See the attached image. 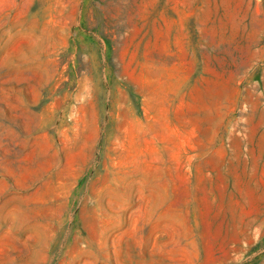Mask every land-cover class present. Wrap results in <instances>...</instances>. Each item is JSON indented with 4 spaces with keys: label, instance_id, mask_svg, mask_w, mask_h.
<instances>
[{
    "label": "rangeland",
    "instance_id": "obj_1",
    "mask_svg": "<svg viewBox=\"0 0 264 264\" xmlns=\"http://www.w3.org/2000/svg\"><path fill=\"white\" fill-rule=\"evenodd\" d=\"M0 264H264V0H0Z\"/></svg>",
    "mask_w": 264,
    "mask_h": 264
}]
</instances>
